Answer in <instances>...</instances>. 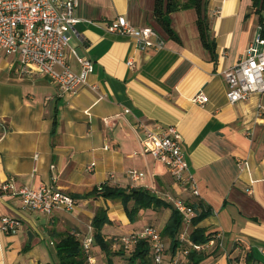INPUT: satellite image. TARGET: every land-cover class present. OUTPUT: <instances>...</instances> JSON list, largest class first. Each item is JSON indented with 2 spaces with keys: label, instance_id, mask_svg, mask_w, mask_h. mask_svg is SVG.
Masks as SVG:
<instances>
[{
  "label": "crops",
  "instance_id": "obj_1",
  "mask_svg": "<svg viewBox=\"0 0 264 264\" xmlns=\"http://www.w3.org/2000/svg\"><path fill=\"white\" fill-rule=\"evenodd\" d=\"M151 8V0H76L78 21L69 47L91 61L92 71L88 85L74 94L62 92L46 75L24 72L14 57H0V182L15 187L50 183L75 196L70 210L46 215L0 193V218L20 222L13 234L0 231V264L49 263L50 254L38 246L43 240L39 224L54 251L59 235H87L98 208L110 221L101 233L110 238L146 224L160 230L169 209L140 210L129 224L119 202L79 198L103 182L143 188L159 198L170 194L188 204L201 201L210 214L197 226L205 234L220 231L222 239L200 264H233L228 257L236 254L237 239L264 263V91L230 104L221 76L243 56L263 11L255 13L250 0H205L211 54L201 45L192 9L169 14L172 39L156 25ZM116 16L134 27L151 26L163 47L138 50L132 38L108 33L106 25ZM66 57L77 71L69 52ZM198 90L206 97L202 105L190 102ZM170 125L181 136L196 196L182 192L162 164L141 153L145 132ZM128 170L142 178L130 181ZM92 251L93 264H121L119 256Z\"/></svg>",
  "mask_w": 264,
  "mask_h": 264
},
{
  "label": "built area",
  "instance_id": "obj_2",
  "mask_svg": "<svg viewBox=\"0 0 264 264\" xmlns=\"http://www.w3.org/2000/svg\"><path fill=\"white\" fill-rule=\"evenodd\" d=\"M75 6L76 0H0V57L12 56L24 72L48 76L62 92L74 94L88 85L87 77L92 71V63L87 58L77 56L69 47L70 34L74 33L73 26L78 21L74 16ZM106 31L132 38L134 47L138 50H158L163 47V39L151 26L134 27L122 16H116L109 21ZM67 52L75 60L77 71L70 68ZM126 64L131 66L132 62L127 60ZM221 76L225 84L224 95L230 104L264 91V10L263 20L246 45L243 56L232 66L223 69ZM90 87L95 88L92 85ZM190 102L202 105L206 102V97L198 90L190 97ZM103 121L105 122L104 119ZM140 150L162 164L182 192H188L190 196L197 195L181 151V136L174 126H167L161 131L145 132L140 140ZM239 165L244 167L245 162L239 160ZM126 176L132 182L142 178V174L135 170H128ZM50 179L53 181L54 175L51 174ZM96 188L99 190L100 184ZM0 193L17 197L26 210L46 215L56 210L68 211L74 206L70 195L50 183L15 187L4 180L0 182ZM163 199L182 217L177 233L179 246L173 253L168 251L159 231L150 225L112 237L111 246L115 248L120 245L127 251L138 239H145L152 264H183L188 248L195 252H208L221 247L220 231L209 234L202 243H192L188 239L189 217L194 214L191 205L170 194H164ZM19 225V220L15 218H0V231L6 234H13ZM87 233L78 240L86 264H93L90 254L92 233L89 225ZM74 236L79 238V233H74Z\"/></svg>",
  "mask_w": 264,
  "mask_h": 264
},
{
  "label": "trees",
  "instance_id": "obj_3",
  "mask_svg": "<svg viewBox=\"0 0 264 264\" xmlns=\"http://www.w3.org/2000/svg\"><path fill=\"white\" fill-rule=\"evenodd\" d=\"M151 1L152 18L160 30L168 38L172 39H176V36L170 27L169 14L179 10L192 9L196 16L194 23L201 45L212 54L213 42L208 36V22L205 11V0ZM250 1L251 7L255 13L260 14L264 10V0ZM262 20L263 17L261 18V22ZM88 196L100 197L102 199L119 202L129 224L135 222L140 210H145L148 208L169 209V215L160 230L151 224L146 225L153 226L159 231L160 237L168 246V251L170 253H173V251L179 246L177 241V233L182 224V217L180 213L163 198H159L143 188H121L108 185L105 182L100 184L99 190L94 187L90 192L79 196V198H85ZM71 197L75 198V196ZM190 205L194 214L189 217V225L191 229L188 234V239L192 243L199 244L204 242L209 234H205L204 229L198 227L197 224L200 220L210 214V209L199 200H197L196 203H192ZM109 222L110 221L107 218L105 210L98 208L89 222L92 233L90 254L93 253L92 248L94 247L100 250L107 258H109L111 255H119L120 257L124 256L123 259H125L127 264H152L149 246L145 239H138L135 244L127 251L124 250L120 245L117 246L118 250H116V252L111 251V239L112 237L118 235H113L110 238L107 235L101 233L103 225L108 224ZM234 248L237 249V252L232 257H228V262L230 261V263H232L233 261V264H264L261 260L254 256L255 252L250 248L248 249V247H246L241 240L237 239L234 241ZM54 255L56 264H86L85 255L83 254L79 240L74 236V233H67L58 236L57 241L54 243ZM206 255H209V252H207V254L205 252H195L194 250L188 248L187 253L184 256L185 262L183 264H200ZM107 261L109 262V259H107ZM40 264L49 263L44 262Z\"/></svg>",
  "mask_w": 264,
  "mask_h": 264
},
{
  "label": "rangeland",
  "instance_id": "obj_4",
  "mask_svg": "<svg viewBox=\"0 0 264 264\" xmlns=\"http://www.w3.org/2000/svg\"><path fill=\"white\" fill-rule=\"evenodd\" d=\"M150 24L152 25V26H154L157 30H158V28L154 25V23H151L150 22ZM158 32H160V31H158ZM38 228H39V230H40V232L42 233L41 235H42V237H43V240H41V242H39L38 243V246L42 249V250H44V251H47V253H49L50 254V259L52 258V260H49L50 262H49V264H54L55 262H56V259H55V257H54V251H53V249H52V247H50V246H48V244H47V237H46V234L42 231V227H41V225L39 224V226H38ZM189 229V228H188ZM122 230H127V228H122ZM25 235H26V238H28V235H27V233H25ZM116 250H118V247L116 246L115 248H114V251L116 252ZM52 256V257H51ZM119 256V255H118ZM120 260V262H121V264L123 263V264H127L126 263V261H125V259H123V257H120L119 256V259H118V261Z\"/></svg>",
  "mask_w": 264,
  "mask_h": 264
},
{
  "label": "water",
  "instance_id": "obj_5",
  "mask_svg": "<svg viewBox=\"0 0 264 264\" xmlns=\"http://www.w3.org/2000/svg\"><path fill=\"white\" fill-rule=\"evenodd\" d=\"M27 235L29 236V239H30L31 233L29 231L27 232Z\"/></svg>",
  "mask_w": 264,
  "mask_h": 264
}]
</instances>
